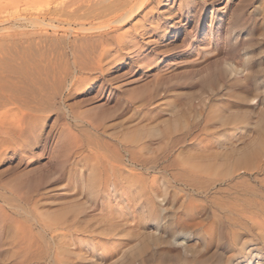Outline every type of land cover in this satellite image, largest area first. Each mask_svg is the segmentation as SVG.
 <instances>
[{
	"label": "rangeland",
	"instance_id": "374dc122",
	"mask_svg": "<svg viewBox=\"0 0 264 264\" xmlns=\"http://www.w3.org/2000/svg\"><path fill=\"white\" fill-rule=\"evenodd\" d=\"M17 2L0 5V120L12 115L0 122V187L20 208L13 214L0 203L11 217L0 224V264H264V230L246 218L243 203L231 205L244 192H230L231 186L239 191L247 186L259 194L246 197L264 203V0H154L125 28L146 24L152 30L141 40L146 45L116 53L118 34L110 31L105 45L113 57L100 63L99 51L90 55L84 44L89 32L70 33L58 18L52 24L61 28H30L23 18L39 13L37 6L22 0L16 9ZM34 40L49 50L62 46L71 56L53 54L58 66L45 64L49 50L31 47ZM73 51L80 72L75 88L63 82L72 71ZM144 57L156 61L143 63ZM13 67L25 77L32 67L52 72L48 113L30 117L31 83L18 78L14 84L21 74ZM63 85L72 88L71 97ZM64 103L77 114L93 110L97 132L80 133L83 125L62 110ZM134 115H140L139 124L132 122ZM134 131L149 144L144 158L158 157L162 179L153 194L129 192L123 216L107 215L106 203L114 197L92 187L94 162L76 166L75 152L83 151L90 137L102 146ZM127 142L123 145L131 146ZM251 150L257 167L236 166ZM79 171L85 172L82 178ZM202 203L204 209L189 211ZM71 224H76L72 238L51 239L54 228L63 234Z\"/></svg>",
	"mask_w": 264,
	"mask_h": 264
},
{
	"label": "bare ground",
	"instance_id": "6f19581e",
	"mask_svg": "<svg viewBox=\"0 0 264 264\" xmlns=\"http://www.w3.org/2000/svg\"><path fill=\"white\" fill-rule=\"evenodd\" d=\"M6 2H1L0 1V5H4V3L7 4H11V3H15L16 1L20 2L22 0H5ZM154 0H23V2L25 3H29V5L31 4V6L36 7V10H38L39 13L32 14L30 17L28 18H23V20L28 24V26L33 29H37V28H45V27H52L54 29H58L61 28L60 26H54L52 23H54V20H57L56 18H58V20H62L65 25H67V28L65 30H70V33L72 31L75 30H79L81 33L82 32H89L91 34V36H85L84 39L86 40V42L84 43L85 45H87L88 47V54L92 55L96 52L100 53L99 57H97L99 60V63L104 60V58H106L107 56H111L112 55V51L107 48V45H105V37L106 35H111L110 31H112V34H118L115 39H116V44H118V49L116 51L119 52L118 50H122L126 47H130V46H137L138 44H145L143 43L141 40L144 36H146L147 34H151L152 30L149 29L148 27H146V24H142V23H135L132 24L131 28L128 30H125V28L127 27V25H129L131 23V21H133L137 16H139L151 3H153ZM17 4H13L14 7L16 6V9L18 7V3ZM25 3V6H26ZM21 4V3H20ZM11 6V5H10ZM9 6V7H10ZM31 6H27L28 8L32 9ZM1 7V6H0ZM21 7V6H19ZM33 7V9H34ZM5 7H2V9H4ZM12 8V7H11ZM28 8L26 9V11H28ZM14 9V8H13ZM1 10V8H0ZM22 10V9H21ZM35 10V9H34ZM6 11V10H4ZM3 11V12H4ZM23 11V10H22ZM32 11V10H31ZM2 12V11H1ZM33 12V11H32ZM31 12V13H32ZM13 13V12H12ZM20 13V12H19ZM16 14V13H15ZM1 15V14H0ZM13 15V14H12ZM6 18V17H5ZM60 20V21H61ZM49 21V22H47ZM61 21V22H62ZM9 22V21H8ZM60 24H63L61 23ZM59 23V22H57ZM62 26V25H61ZM75 27H78L77 29ZM46 28V29H47ZM51 28V29H52ZM8 29V28H7ZM45 29V30H46ZM57 31V30H55ZM64 29V28H63ZM41 30V29H39ZM45 30H43L45 32ZM42 31V32H43ZM61 31V30H60ZM65 31V32H67ZM41 32V33H42ZM64 32V31H63ZM78 32V31H76ZM34 33V32H33ZM88 33V34H89ZM55 34V33H54ZM89 34V35H90ZM26 35V34H25ZM32 35V34H31ZM29 35V36H31ZM34 35V34H33ZM41 35V34H40ZM69 35V34H68ZM35 36V35H34ZM65 36V35H64ZM83 36V34H82ZM32 37V36H31ZM44 37V36H43ZM62 38V37H60ZM65 38V37H63ZM30 39V38H28ZM46 39V38H45ZM57 39V38H56ZM81 39V38H80ZM113 39V38H112ZM32 40V39H31ZM64 40V39H63ZM62 40V41H63ZM95 40V41H92ZM111 40V39H109ZM60 41V42H62ZM68 41V40H67ZM66 41V42H67ZM76 41V40H75ZM114 41V39L112 40ZM29 42V41H28ZM31 42V41H30ZM59 42V41H58ZM64 42V41H63ZM78 42V41H77ZM18 43V42H17ZM16 43V44H17ZM43 41H39L36 42V40L32 41L30 43V46L32 47H40L43 49L45 48L46 50H49V48H47L48 46H44L43 45ZM65 43V42H64ZM88 43V44H87ZM90 43V44H89ZM29 44V43H28ZM47 44V43H46ZM50 45H54L51 43H49ZM68 44V42H67ZM70 44V43H69ZM63 45V44H62ZM114 45V44H113ZM146 45V44H145ZM55 46V45H54ZM53 46V49L55 48ZM67 46V45H66ZM117 46V45H116ZM204 46V45H203ZM15 47V46H14ZM20 47V46H19ZM29 48V46H27ZM30 47V48H31ZM50 47V46H49ZM62 46H58L56 47L54 50H49L44 52V54H47V58L45 59L46 63L47 62H52V60H56L55 58L52 59V55L56 54L57 56L55 57H70L71 56V52L67 54V52L63 53L62 52ZM69 47V46H68ZM202 46H196L195 49L198 51L199 48ZM70 48V47H69ZM75 48V47H74ZM131 48V47H130ZM133 48V47H132ZM27 49V48H26ZM63 49L65 50L66 48L63 47ZM129 49V48H128ZM136 49V48H135ZM138 49V48H137ZM141 49V48H140ZM15 50V49H14ZM30 50V49H29ZM36 50V49H35ZM72 50V48H71ZM125 50V49H124ZM204 50V49H202ZM201 50V51H202ZM42 52V50H40ZM44 51V49H43ZM66 51V50H65ZM154 51V50H153ZM28 52V51H27ZM33 52V51H32ZM75 51H73L72 53V57H73V61H72V71L67 72L63 78V82L67 83L69 85V82L71 83V87L75 88V80L77 79L75 76V72L77 71V68L79 67L77 65V60L75 59ZM121 52V51H120ZM135 52V51H134ZM1 53V52H0ZM115 53V52H113ZM19 54V53H18ZM29 54V52L27 53ZM39 54V53H38ZM82 54V52H81ZM132 54V53H131ZM137 57L140 56L141 54H138V52L134 53ZM1 55V54H0ZM15 55V54H14ZM31 55V54H30ZM28 55V56H30ZM34 55V54H33ZM41 55V54H40ZM70 55V56H68ZM115 55V54H114ZM2 56V55H1ZM16 56V55H15ZM14 56V57H15ZM123 56V55H122ZM119 57V56H118ZM1 58V57H0ZM33 58H35V56H33ZM37 58V57H36ZM49 58V59H48ZM110 58V57H109ZM30 59V57H29ZM41 59V58H40ZM43 59V58H42ZM48 59V60H47ZM70 59V58H69ZM108 59V58H107ZM44 60V59H43ZM62 60V59H61ZM89 60V59H88ZM87 60V61H88ZM115 61V59H113ZM10 61V60H9ZM29 61V60H28ZM70 61V63H71ZM156 60L150 59L149 57H144L142 59V62H147L148 64L154 63ZM43 62V61H42ZM69 62V61H68ZM32 63V62H31ZM36 63V62H35ZM55 63L56 62H52ZM98 63V62H97ZM29 65H31L28 62ZM34 64V62L32 63ZM39 64V63H38ZM44 64V62L42 63ZM67 64V63H66ZM35 65V64H34ZM52 65V64H51ZM58 66V64H56ZM107 65V64H106ZM170 65V64H169ZM55 66V65H54ZM52 66V67H54ZM7 67V66H6ZM11 67V66H10ZM40 67V66H39ZM42 67V66H41ZM40 67V68H41ZM45 67V66H43ZM56 67V66H55ZM68 67V65H67ZM100 67V65H99ZM4 68V67H3ZM9 68V67H8ZM23 68V67H21ZM26 68V67H24ZM28 68V67H27ZM31 68V67H29ZM59 68V67H58ZM171 67H168L167 69H169ZM5 69V68H4ZM14 69V67L12 68ZM36 69V70H35ZM101 72H103L104 70L100 67ZM2 70V68H1ZM14 70H20L18 69H14ZM13 70V71H14ZM23 71V69H21ZM32 70L29 72L28 74L26 73V77L25 75L21 74L18 75L17 77H15L8 69V72H10L12 74V76H14L15 78H19L21 81L25 80L26 81H30L31 85L29 82V87H31V94L30 97H32V99H29L28 95H26L25 97L27 98V100L29 101L30 104V111H31V115L30 117H34V118H38L37 114L39 113H48L46 112L48 108H52V103L51 101L53 100V97L51 96V92L48 93L46 92V84H49L48 81L51 77V73L50 71L46 69H43L42 72H39V70H37V68L32 67ZM55 70V69H54ZM60 70V69H59ZM66 70V69H65ZM4 70L0 71V73H3ZM12 71V72H13ZM25 71V70H24ZM29 71V70H28ZM37 71V72H36ZM41 71V70H40ZM53 71V70H52ZM57 71V70H56ZM67 71V70H66ZM7 72V73H8ZM15 72V71H14ZM26 72V71H25ZM85 72V71H84ZM227 72V71H226ZM1 73V74H2ZM39 74L38 76L35 74ZM55 73V72H54ZM62 73V72H61ZM76 73H80V72H76ZM4 74V73H3ZM25 74V73H24ZM10 75V74H9ZM17 75V73H16ZM28 75V76H27ZM57 75V74H56ZM55 75V76H56ZM11 76V75H10ZM11 76V77H12ZM22 76V77H21ZM53 76V75H52ZM2 78V77H1ZM14 78V79H15ZM56 78V77H55ZM10 79V78H9ZM13 79V78H11ZM10 79V80H11ZM16 79V83H19L21 81H19V79ZM52 80V79H51ZM50 80V81H51ZM58 80V79H57ZM61 80V79H60ZM58 80V82L60 81ZM25 81V82H26ZM55 81V80H54ZM78 81V80H77ZM22 84H24V81L22 82ZM57 84V83H56ZM51 85V84H50ZM55 85V84H54ZM63 87L65 90L68 91V95L65 94V96L67 97H71L72 96V88H70V86H65L63 85ZM13 88V87H12ZM52 88V87H51ZM60 87H58L59 89ZM29 89V88H28ZM48 89V88H47ZM26 90V89H25ZM30 90V89H29ZM52 90V89H51ZM61 90L63 91V89L61 88ZM22 91V90H21ZM24 91V90H23ZM54 91V90H53ZM27 92V91H25ZM55 92V91H54ZM10 93V92H9ZM14 94V93H13ZM61 94V93H60ZM10 95V94H9ZM12 95V92H11ZM15 95V94H14ZM12 95V96H14ZM36 95V96H35ZM56 94H53V96H55ZM4 96V95H3ZM8 96V95H7ZM6 96V97H7ZM11 96V97H12ZM16 96V95H15ZM14 96V97H15ZM10 97V98H11ZM22 97L24 98V95H22ZM111 97V95H110ZM5 98V97H4ZM10 98L7 100L9 101ZM17 99V97H15ZM23 98L20 99L23 100ZM7 99V98H6ZM15 99V100H16ZM19 99V98H18ZM57 99V98H56ZM12 100V98H11ZM14 100V99H13ZM26 100V101H27ZM59 100V98H58ZM19 101V100H16ZM54 101V100H53ZM61 101V100H60ZM64 102V100H63ZM11 103V102H10ZM18 103V102H17ZM24 103H26L24 101ZM28 103V102H27ZM58 103V102H57ZM56 103V104H57ZM60 103V102H59ZM58 103V104H59ZM21 104V103H19ZM26 105V104H25ZM55 106V105H54ZM26 107V106H25ZM69 107V106H68ZM15 108V107H14ZM13 110H8V112H12ZM18 108V107H17ZM28 108V107H26ZM20 109V108H19ZM56 109V108H55ZM60 109V108H59ZM6 110V111H7ZM16 110V108H15ZM62 110H64L67 114H73V118L75 119V121L77 123H80L81 125H83V128L85 129H81L79 130L80 133H82L83 135L85 133L91 134L93 132H97V130L93 127L95 126V116L92 115V111L93 110H84L83 113H74L72 111H74L73 109L71 110L70 108H67L65 106L62 107ZM18 111V110H16ZM61 111V110H58ZM17 113V112H16ZM25 113V112H24ZM3 114V113H2ZM15 114V113H14ZM18 114V113H17ZM38 114V115H39ZM4 115V114H3ZM9 116V113L7 114ZM66 115V114H65ZM7 116V117H8ZM12 115L9 116V118ZM67 116V115H66ZM1 117V116H0ZM5 116V119H8ZM14 117V115H13ZM21 117V116H20ZM19 117L20 120H22ZM27 118V117H26ZM44 118V117H43ZM59 118V117H58ZM4 118L1 120H5ZM28 119V118H27ZM60 119V118H59ZM132 122L139 124L140 123V115H134L132 116ZM0 120V122H1ZM8 120H11L8 119ZM6 120V121H8ZM24 120V118H23ZM17 121V120H15ZM14 121V122H15ZM30 121V120H29ZM28 121V122H29ZM44 121V120H43ZM42 121V122H43ZM20 122V121H19ZM7 123V122H5ZM40 123V122H39ZM38 123V124H39ZM59 123V121H57V124ZM11 124V123H10ZM21 124V122H20ZM26 124V123H25ZM24 124V125H25ZM31 124V123H30ZM34 124V123H33ZM41 124V123H40ZM56 124V125H57ZM1 125V123H0ZM3 125V124H2ZM16 125V124H15ZM68 125V124H67ZM5 126V125H4ZM11 125L7 126L10 127ZM22 126V124H21ZM41 126V125H40ZM1 127V126H0ZM13 127H19L20 126L16 125ZM24 127V126H22ZM39 127V126H38ZM61 127V126H60ZM5 128V127H3ZM14 128V129H17ZM105 128V127H103ZM175 128V127H174ZM10 129V128H9ZM19 129L15 130V132L17 133V131H19ZM24 129V128H23ZM26 129V128H25ZM24 129V130H25ZM31 129V128H30ZM29 129V130H30ZM35 129V127L33 128ZM173 129V128H172ZM0 130L2 131V129L0 128ZM5 130V129H4ZM22 130V129H21ZM28 130V131H29ZM32 130V129H31ZM36 130V129H35ZM34 130V131H35ZM61 130V129H60ZM0 131V132H1ZM8 131V130H7ZM105 131V130H104ZM20 132V131H19ZM18 132V134H20ZM27 132V130H26ZM2 133V132H1ZM8 133V132H7ZM25 133V132H24ZM23 133V134H24ZM30 133V131H29ZM3 134V133H2ZM12 134V132H11ZM14 134V133H13ZM33 134V133H32ZM5 135V134H4ZM22 135V133L20 134V136ZM6 136V135H5ZM18 135H16L17 137ZM19 136V137H20ZM1 137V136H0ZM3 137V136H2ZM41 137V136H40ZM74 137V136H73ZM7 138V137H6ZM35 138V136H34ZM33 138V139H34ZM39 138V137H38ZM1 139V138H0ZM5 139V138H4ZM15 139V138H14ZM74 139V138H73ZM74 140H78L77 136H75ZM88 142L86 144V146L80 148V152H75V154L80 157V160L78 161V163L76 164V166H78L82 161H86L87 159H91L94 164L92 165V170L90 171L92 178H91V185L92 187H94V185L100 187L99 188V192H101L102 195H112L114 197V201H108L107 204V208H106V214L107 215H113L114 213H117L119 216H123L126 210V205H124V200H125V196L129 194V192L132 191H136L139 192V195H149V194H153L155 189H156V185L158 184L157 182L159 181V179H162V175L160 176L159 174L160 171H157V161H158V157L156 159H152V158H144L146 154V152L148 153V143H143L141 142V136H140V131H134L130 134L124 135L122 138L120 137L119 139H115V142H107V143H102L100 146L95 139H92V137L87 139ZM5 141V140H3ZM7 141V140H6ZM11 141V139H10ZM35 141V140H34ZM123 141L127 142L129 141L131 146L128 145H123ZM2 142V141H1ZM0 142V143H1ZM38 142V141H37ZM141 142V143H140ZM8 143V142H7ZM128 143V142H127ZM11 144V143H10ZM98 144V145H95ZM3 145V144H2ZM9 145V144H8ZM7 146V144H6ZM1 147V145H0ZM2 147H5V145H3ZM86 151V155L85 154ZM149 157V156H148ZM255 157H253L252 155V150L248 151V152H244L243 154H241V156L238 158L237 162L235 163L236 166L247 169V170H253L254 167H257L256 165H254ZM240 168V169H241ZM81 170V169H80ZM159 172V174H158ZM76 173V172H75ZM74 173V174H75ZM77 174V173H76ZM85 174V172L79 171L78 176L79 177H83V175ZM161 178H160V177ZM42 179L39 180V185L42 184ZM237 185H234L233 187H230V192L232 190H237L235 193L239 194L242 192H244V196L241 198V200L237 197L236 199H233L231 202V205L234 207H240V204L245 206V209H241L244 211V215L246 216V218L254 225H258L260 228H262L264 230V222L262 221V218H264V203H258L256 200H252L250 201L246 196L251 195L252 193H249L251 191L254 192L253 196L258 195L259 193L256 192V190H251L250 187H243V189L241 188V190H238ZM5 188V186H1L0 187V203L3 201L5 203L6 206H9L11 208H13V214L14 211L18 212L20 211V208H17V206H13L12 204H10V202L8 201L7 198H5V194L1 192V190ZM234 193V191H233ZM41 194V193H40ZM240 195V194H239ZM243 195V194H242ZM40 202V201H39ZM115 204L116 210L113 209L112 207H110L112 204ZM205 205L202 204H193L191 205L189 211L191 212H195L198 211L200 208L204 209ZM9 212H7L4 207L2 205H0V224H4L6 223L8 220L11 219L10 214H8ZM192 214V213H191ZM58 221H56L57 224ZM55 223V222H54ZM55 224V226H57ZM61 224H59L58 222V226H60ZM63 225V224H62ZM47 226V225H46ZM45 226V228H46ZM49 226V225H48ZM47 226V228H48ZM53 227V225H52ZM69 228V231L63 234H60L62 228L57 227L54 228V232H53V236L51 237V239H55V238H59L61 237L63 239L64 238H72V229L76 227V224H71L69 226H67V228ZM44 228V227H43ZM60 228V229H59ZM64 228V226H63ZM51 226H50V231H51ZM49 231V232H50ZM47 232V231H46ZM71 235V237H70ZM56 240V239H55ZM29 248V247H27ZM26 248V249H27ZM24 248V250H26ZM40 254V253H39ZM38 254V257L40 259H42L41 255ZM35 256V255H34ZM38 257H32V260L35 258L36 260L38 259ZM31 260V261H32ZM40 261V260H39ZM26 262V261H25ZM28 262V261H27Z\"/></svg>",
	"mask_w": 264,
	"mask_h": 264
}]
</instances>
